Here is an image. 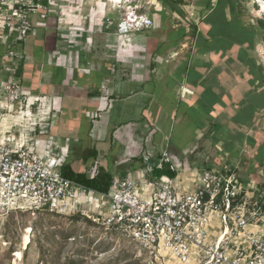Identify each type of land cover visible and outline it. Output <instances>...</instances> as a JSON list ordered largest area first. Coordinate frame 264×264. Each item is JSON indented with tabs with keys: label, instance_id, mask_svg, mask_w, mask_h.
<instances>
[{
	"label": "crops",
	"instance_id": "0c3cea01",
	"mask_svg": "<svg viewBox=\"0 0 264 264\" xmlns=\"http://www.w3.org/2000/svg\"><path fill=\"white\" fill-rule=\"evenodd\" d=\"M134 3L153 25L127 35L111 0H69L44 20L32 16L17 75L46 98L49 127L84 129L72 153L69 134L53 137L62 160L88 152V171L97 161L124 177L145 153L168 150L189 160L185 171L219 161L264 184V0Z\"/></svg>",
	"mask_w": 264,
	"mask_h": 264
},
{
	"label": "built area",
	"instance_id": "2783aa9c",
	"mask_svg": "<svg viewBox=\"0 0 264 264\" xmlns=\"http://www.w3.org/2000/svg\"><path fill=\"white\" fill-rule=\"evenodd\" d=\"M66 1L0 0V256L9 248L7 215L45 211L80 215L119 233L139 247L146 264H264L261 181L245 182L234 172L209 167L185 171L168 150L157 158L145 153L144 167L114 177L107 192L62 172L60 146L46 126L50 105L23 84L16 59L34 29L33 14L44 20L51 6ZM111 1L123 8L118 34L153 25L134 0ZM59 17L65 21L69 12L60 9ZM155 168L176 175L153 176ZM99 170L96 161L90 176Z\"/></svg>",
	"mask_w": 264,
	"mask_h": 264
},
{
	"label": "rangeland",
	"instance_id": "374dc122",
	"mask_svg": "<svg viewBox=\"0 0 264 264\" xmlns=\"http://www.w3.org/2000/svg\"><path fill=\"white\" fill-rule=\"evenodd\" d=\"M115 5L119 10L123 9L118 7L119 4L116 2ZM66 125L46 126L49 129L48 135L54 138L70 135L68 151L72 153L81 145L78 141L79 138L82 139L81 132L84 129H75ZM16 130L22 131L26 128H16ZM59 145L61 148L64 146L62 142ZM89 156L88 152L82 153L80 160L70 161L71 165L77 171L90 174L91 171H88L89 167L86 166ZM185 156L188 160V154ZM200 160L196 158L193 161L200 162ZM181 161L183 162L182 159ZM189 163V160L184 163L185 167L190 168ZM196 165L202 166L200 163ZM211 166L223 169L219 161H214ZM142 167L144 164L140 168ZM240 179L243 180V177ZM5 227L9 248L1 254L0 264H146L136 244L119 233L105 230L78 215L45 211L12 212L7 215ZM29 229L31 242L27 249H22L24 235ZM18 250H23V257L20 260L16 253L14 254Z\"/></svg>",
	"mask_w": 264,
	"mask_h": 264
},
{
	"label": "trees",
	"instance_id": "16d2710c",
	"mask_svg": "<svg viewBox=\"0 0 264 264\" xmlns=\"http://www.w3.org/2000/svg\"><path fill=\"white\" fill-rule=\"evenodd\" d=\"M175 1L181 2V0H175ZM263 29H264V25H263ZM3 51H4V47L0 46V55L3 53ZM61 169L66 176L75 179L85 184L87 187L100 192H107L114 179L113 174L105 169H100L97 175L91 177L90 174L87 172L75 170L74 167L71 165V163L68 161L63 162ZM153 173L154 176H158V177L163 174H167L170 176L176 175V172L171 171L168 168H163V169L155 168ZM78 217L80 216L78 215Z\"/></svg>",
	"mask_w": 264,
	"mask_h": 264
},
{
	"label": "bare ground",
	"instance_id": "6f19581e",
	"mask_svg": "<svg viewBox=\"0 0 264 264\" xmlns=\"http://www.w3.org/2000/svg\"><path fill=\"white\" fill-rule=\"evenodd\" d=\"M262 11H264V3L262 4ZM29 232H30V229L24 235L22 249H27L29 244H30V242H31V235L29 234ZM16 255L18 256L19 260L22 259L23 250H18ZM17 264H22V263H17Z\"/></svg>",
	"mask_w": 264,
	"mask_h": 264
}]
</instances>
